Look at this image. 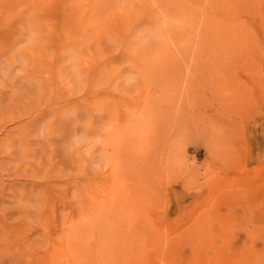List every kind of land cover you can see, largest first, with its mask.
Instances as JSON below:
<instances>
[{"label":"rangeland","instance_id":"obj_1","mask_svg":"<svg viewBox=\"0 0 264 264\" xmlns=\"http://www.w3.org/2000/svg\"><path fill=\"white\" fill-rule=\"evenodd\" d=\"M0 264H264V0H0Z\"/></svg>","mask_w":264,"mask_h":264}]
</instances>
